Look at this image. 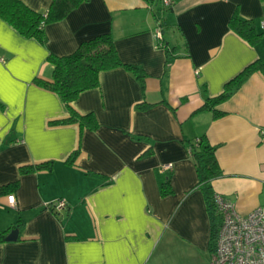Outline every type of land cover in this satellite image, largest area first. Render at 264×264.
Listing matches in <instances>:
<instances>
[{
  "label": "crops",
  "instance_id": "0c3cea01",
  "mask_svg": "<svg viewBox=\"0 0 264 264\" xmlns=\"http://www.w3.org/2000/svg\"><path fill=\"white\" fill-rule=\"evenodd\" d=\"M21 1L38 12L52 3ZM235 12L262 33L264 0H173L170 8L161 0H90L49 24L44 43L0 18V187L19 182L14 208L0 196V229L19 224L17 241L0 243V264H211V216L190 144L205 135L216 148V194L241 213L264 206V74L217 107L223 117L193 115L264 62V38L251 45L230 28ZM159 29L176 48L168 65ZM105 33L123 63L144 70L145 95L133 72L103 71L99 86L72 103L99 128L54 124L68 117L66 106L34 80H52L50 54L69 55ZM143 102L152 106L141 110ZM49 162L51 170L21 173ZM167 181L173 193L163 196ZM59 201L61 211L48 208Z\"/></svg>",
  "mask_w": 264,
  "mask_h": 264
},
{
  "label": "trees",
  "instance_id": "16d2710c",
  "mask_svg": "<svg viewBox=\"0 0 264 264\" xmlns=\"http://www.w3.org/2000/svg\"><path fill=\"white\" fill-rule=\"evenodd\" d=\"M90 0H52L49 9L46 12H38L31 9L21 0H0V18L15 28L19 34L28 39H36L44 43L46 32L45 29L49 24L58 22L66 18L72 11L77 9ZM152 4L156 0H145ZM162 1V0H161ZM230 28L240 37L248 41L251 45L258 44L263 38L264 33H258L256 25L249 20L241 18L238 12H235L229 22ZM160 46L165 49L167 56L166 64L168 65L176 56V48H170L162 38ZM48 61L54 66L52 80H43L36 78L35 84L41 88L47 89L57 94L65 104L68 111V117L53 122L54 124L69 125L78 124L81 130L89 129L95 131L99 128V123L93 113L82 115L72 106V103L85 91L95 89L99 86V77L101 72L124 67L134 73L141 83L143 95H145L146 75L144 70L138 65L125 64L121 61L115 40L110 33L101 34L91 39L83 41L79 47L71 54L58 56L50 54ZM256 72L264 74V62L255 61L241 71L236 77L226 83L224 90L215 97H209L205 100L202 107L197 109L194 114L203 111H211L214 118L224 116L217 107L229 100L243 84ZM152 105L145 102L139 104L141 110L148 109ZM192 157L195 161L199 172L200 180L197 188L200 189L207 200L211 216V234L209 248L214 252L216 247L217 235L221 226V217L217 212L214 196L215 192L212 187V181L223 175L216 158V148L212 146L207 137L204 135L190 144ZM79 150L71 155V163H74L75 157ZM150 152L147 153L149 155ZM52 163H44L36 166H25L21 168V173L25 174L36 170H51ZM19 182H11L0 187V196H6L15 193L18 189ZM173 193L170 181L163 183L161 194L167 196ZM0 229V243L4 242L12 229Z\"/></svg>",
  "mask_w": 264,
  "mask_h": 264
},
{
  "label": "built area",
  "instance_id": "2783aa9c",
  "mask_svg": "<svg viewBox=\"0 0 264 264\" xmlns=\"http://www.w3.org/2000/svg\"><path fill=\"white\" fill-rule=\"evenodd\" d=\"M165 8L173 5V0H162ZM264 33V20L261 22ZM161 41L163 33L159 29L156 33ZM264 142V128L259 131ZM171 165L162 167V171L171 169ZM10 207L16 206V197H7ZM214 202L221 217V226L217 235L216 247L211 255V264H264V206L249 213H241L236 204L229 198L215 194ZM66 207L64 201L48 206L56 211Z\"/></svg>",
  "mask_w": 264,
  "mask_h": 264
},
{
  "label": "water",
  "instance_id": "95a60500",
  "mask_svg": "<svg viewBox=\"0 0 264 264\" xmlns=\"http://www.w3.org/2000/svg\"><path fill=\"white\" fill-rule=\"evenodd\" d=\"M19 236V230L18 229H14L10 232V234L7 236L6 241L7 242H14L17 241Z\"/></svg>",
  "mask_w": 264,
  "mask_h": 264
}]
</instances>
